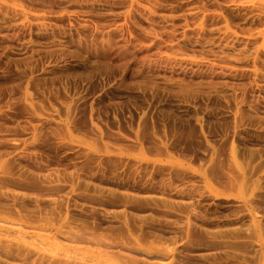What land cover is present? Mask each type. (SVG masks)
Wrapping results in <instances>:
<instances>
[{
    "label": "rangeland",
    "instance_id": "374dc122",
    "mask_svg": "<svg viewBox=\"0 0 264 264\" xmlns=\"http://www.w3.org/2000/svg\"><path fill=\"white\" fill-rule=\"evenodd\" d=\"M0 264H264V0H0Z\"/></svg>",
    "mask_w": 264,
    "mask_h": 264
}]
</instances>
